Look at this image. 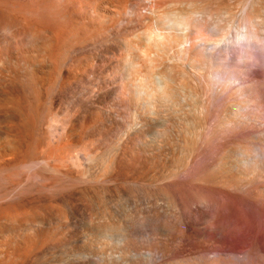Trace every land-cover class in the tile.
Segmentation results:
<instances>
[{
	"label": "bare ground",
	"instance_id": "1",
	"mask_svg": "<svg viewBox=\"0 0 264 264\" xmlns=\"http://www.w3.org/2000/svg\"><path fill=\"white\" fill-rule=\"evenodd\" d=\"M248 1L254 31L264 0ZM231 4L0 0V264H250L264 54L238 58L255 93L217 85L235 47L208 40L217 20L234 31Z\"/></svg>",
	"mask_w": 264,
	"mask_h": 264
},
{
	"label": "rangeland",
	"instance_id": "2",
	"mask_svg": "<svg viewBox=\"0 0 264 264\" xmlns=\"http://www.w3.org/2000/svg\"><path fill=\"white\" fill-rule=\"evenodd\" d=\"M243 0H235V2H234V0L232 1H230L229 0V2H230V4H231V2H233L232 4H233V6H235V7H232V11H234L233 13H235V11H238L237 13H235L236 15L234 16V17H236V16H242L244 13H239L240 11H243L244 12V10H246V9H248L249 8V4H248V8H246V9H244L246 6V4L249 2L248 0H246V4L244 5V1H243V3H240V2H242ZM248 1V2H247ZM235 3V4H234ZM231 4V5H232ZM245 7H244V6ZM241 7H243V8H241ZM238 8H239V10H238ZM242 9V10H241ZM246 11H248V12H246V14H249V9L248 10H246ZM234 15V14H233ZM237 17V18H234L233 16H232V20L234 21V19H235V21L237 20V23H234V26L232 25L233 23H230V25H232V28H233V30L234 31H232V36H233V38H234V36L235 35H233V34H235L234 32H236V28H237V30H239L242 26H243V28L245 27V26H247V24L249 23V24H251V23H253V21H255V20H253V19H251V17H250V15H249V17H250V20H247V15L246 16H244L243 18L242 17ZM234 18V19H233ZM242 19H244V21L242 20ZM245 19L247 20V23H244V22H246L245 21ZM223 20V19H222ZM241 21V23L239 24V22ZM224 23H225V20H224ZM243 23V24H242ZM256 23V22H255ZM258 24V23H257ZM252 25V24H251ZM222 26V25H221ZM220 26V27H221ZM224 26H225V29H230L231 27H229V28H226L227 26L224 24ZM237 26H239V28L237 27ZM241 26V27H240ZM250 26V25H249ZM252 26H255V25H252ZM252 26L251 27H246V28H251L252 29ZM257 26H259V27H257V29H254V31H253V29L251 30V29H249L250 30V32L251 31H253L254 33H256L255 31L257 30L258 31V34H256V35H254L255 37L257 36V37H264V24L261 26L262 27V29H260L259 30V28H261L260 27V25H257ZM256 28V27H255ZM232 30V29H231ZM230 30V31H231ZM248 30V29H247ZM253 32H251V33H253ZM249 33V31H247V34ZM250 33V34H251ZM250 34H249V36H250ZM223 47H226V46H223ZM232 47H235V48H233L232 49ZM219 48V47H218ZM248 48H254L253 50L251 49V53L250 54H254L255 52H257L256 50H260V51H262V53L264 54V45H260V44H257L256 43V41L255 40H252L251 41V43H245V44H240V45H237V44H232V45H230V47H228V49H230V51H231V49H232V52L230 53V55H228V53L229 52H227L226 54L228 55V59L226 60L225 59V57L227 56L226 54H223L225 51H223V50H221L220 48H219V50H221V56H222V54H223V57H221V56H217V55H220V53L218 54V50L217 49H215V51H213V54L215 55V57L217 56V58H216V60L218 61L219 59H221L220 61H218V62H220V63H218L217 61H216V66L213 68V71H212V73H213V78L214 79H217V80H219V82L216 80V83H217V85H222L223 83H231V84H233L234 86H236V87H239L240 89L241 88H244V86L246 85V84H248L245 88H249L247 91H245V92H243L242 93V95H248V94H250L251 92L252 93H255V92H253V91H255L256 90V87L258 86V84H256L257 83V79H255V78H253L251 75H249V74H247V70L244 68V67H242L241 66V59H244V57H245V59L247 58L246 57V54H245V51H247V50H245V49H248ZM223 49V48H222ZM227 49V48H226ZM255 50V51H254ZM223 51V52H222ZM228 51V50H227ZM234 51H236V54H237V56H235V54H233V52ZM238 51V52H237ZM241 53H240V52ZM253 51V52H252ZM242 54V55H241ZM226 55V56H225ZM244 55V56H243ZM229 56H230V58H229ZM243 56V57H242ZM248 56V55H247ZM239 57H241V59H238ZM224 58V59H223ZM235 59V60H234ZM235 62H234V61ZM237 62H239L238 64H237ZM226 67H224V66ZM221 66V67H220ZM237 66V67H236ZM219 67H220V69H219ZM222 67H224V68H222ZM240 67V68H239ZM216 68V69H215ZM218 68V69H217ZM228 68H230V69H228ZM223 69V70H222ZM226 69V70H225ZM240 69H241V71H240ZM244 69V70H243ZM219 70V71H218ZM227 70H230V71H232L233 72V74H231L230 76L227 74ZM238 70V71H237ZM218 71V72H217ZM216 72V73H215ZM236 72V73H235ZM238 72V73H237ZM244 75V76H243ZM216 78H215V77ZM250 76V77H249ZM246 77V78H245ZM248 77V78H247ZM223 79L224 80H226V81H223ZM251 79V80H250ZM221 81H223V83L221 82ZM241 81H243V82H241ZM248 81V82H247ZM222 83V84H218V83ZM237 84V85H236ZM255 84V85H254ZM250 88H252V90H250ZM240 91V90H239ZM238 91V92H239ZM241 92V91H240ZM249 106L250 107H252V108H254L255 106H254V104L252 103V102H250L249 103ZM257 121H259L261 124H264V116L263 115H260V117H258L257 118ZM264 146V145H263ZM262 146V147H263ZM253 190H255V192L256 191H258V188L256 187V184H254V186H253ZM252 224H253V233H252V236H251V241H250V247H249V252H250V264H264V217H263V221H261L260 219H259V217L257 216V215H254L253 216V219H252ZM144 247V248H143ZM144 250H143V249ZM148 249V246H145V245H141V247L139 248V250H140V252H146V250ZM236 255L237 256H241L242 254H241V249L240 248H238L237 250H236ZM166 256H168V255H166ZM160 257V256H159ZM163 258V257H162ZM161 257H160V260L158 261V263H163V262H165L164 260H165V258H166V260L168 261V259H170V256H168V257H165L164 256V259H162ZM163 261V262H162ZM149 262H145L144 264H148ZM149 264H152L151 262L149 263ZM154 264V263H153ZM157 264V263H156Z\"/></svg>",
	"mask_w": 264,
	"mask_h": 264
},
{
	"label": "clouds",
	"instance_id": "3",
	"mask_svg": "<svg viewBox=\"0 0 264 264\" xmlns=\"http://www.w3.org/2000/svg\"><path fill=\"white\" fill-rule=\"evenodd\" d=\"M211 19V18H209ZM163 23L169 28H183L187 25V18L179 16L177 14H171L163 17ZM224 24V20H217L212 24L210 32H219V36L215 39H209L210 51L215 50L221 46H230L232 44H245L251 43L255 40L257 44L264 45V37L249 36L247 34V29L240 28L236 30L235 36L231 35L230 29H221V25Z\"/></svg>",
	"mask_w": 264,
	"mask_h": 264
}]
</instances>
